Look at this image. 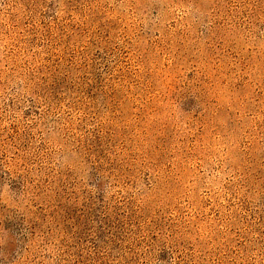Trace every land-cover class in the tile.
<instances>
[{"label":"rangeland","instance_id":"obj_1","mask_svg":"<svg viewBox=\"0 0 264 264\" xmlns=\"http://www.w3.org/2000/svg\"><path fill=\"white\" fill-rule=\"evenodd\" d=\"M0 264H264V0H0Z\"/></svg>","mask_w":264,"mask_h":264}]
</instances>
